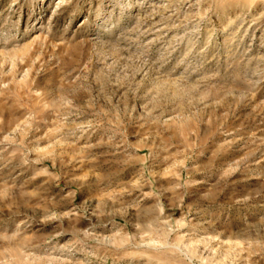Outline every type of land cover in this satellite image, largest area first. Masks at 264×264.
<instances>
[{
    "label": "rangeland",
    "instance_id": "1",
    "mask_svg": "<svg viewBox=\"0 0 264 264\" xmlns=\"http://www.w3.org/2000/svg\"><path fill=\"white\" fill-rule=\"evenodd\" d=\"M0 264H264V0H0Z\"/></svg>",
    "mask_w": 264,
    "mask_h": 264
},
{
    "label": "bare ground",
    "instance_id": "2",
    "mask_svg": "<svg viewBox=\"0 0 264 264\" xmlns=\"http://www.w3.org/2000/svg\"><path fill=\"white\" fill-rule=\"evenodd\" d=\"M60 1H62V0H60ZM60 3V2H59Z\"/></svg>",
    "mask_w": 264,
    "mask_h": 264
}]
</instances>
